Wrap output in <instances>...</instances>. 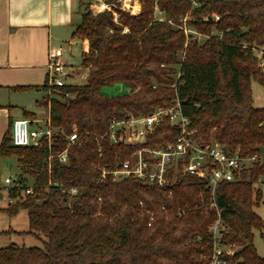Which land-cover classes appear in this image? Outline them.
Instances as JSON below:
<instances>
[{
    "label": "trees",
    "instance_id": "16d2710c",
    "mask_svg": "<svg viewBox=\"0 0 264 264\" xmlns=\"http://www.w3.org/2000/svg\"><path fill=\"white\" fill-rule=\"evenodd\" d=\"M140 2L139 13L122 8L119 0H104L106 6L81 2V21L72 36L88 40L82 53L87 81L43 86L52 94L44 105L54 143L13 145V121L5 133L0 179L2 159L14 156L19 182L37 188L29 195L14 193L16 201L2 210L10 215L27 210L24 233L43 245L0 247V264H208L214 249L209 227L219 211L223 243L240 249L226 256L228 264H264L253 242L254 230H264V215L258 212L264 199L259 150L264 147V107L255 106L252 96L253 81L264 87L255 53L264 47V0ZM117 82L130 91L103 92ZM175 99L197 139L215 140L231 154L238 150L241 156L258 157L238 180L218 185V208L210 207L209 182L196 176L182 175L168 188L133 177L102 178L103 166L116 170L135 147L110 141L111 120L147 115L172 106ZM34 116L25 112V118ZM75 128L80 138L68 147V161H49L50 152L67 147V135ZM178 134L165 118L146 145H166Z\"/></svg>",
    "mask_w": 264,
    "mask_h": 264
},
{
    "label": "built area",
    "instance_id": "2783aa9c",
    "mask_svg": "<svg viewBox=\"0 0 264 264\" xmlns=\"http://www.w3.org/2000/svg\"><path fill=\"white\" fill-rule=\"evenodd\" d=\"M102 5L106 6L105 3ZM214 18L219 20L220 16L215 14ZM185 21L186 18H183V22ZM184 29L186 32L190 31L186 26ZM124 31L128 29L125 28ZM255 50L259 52V63L264 70V47ZM61 51V48L49 50L47 84L50 86L59 87L67 84V67L61 58ZM165 118H169L171 124L179 130L176 139L157 147L146 145L148 137ZM50 122L48 119L46 125L33 127L28 118L13 120L12 144L15 146L40 145L41 141L46 139L51 145L54 143V130ZM189 126L190 120L183 114L179 99H175L172 106H159L147 115L112 119L108 129L110 141L113 144L123 142L135 147L130 157L123 160L116 170L111 171L103 166L102 178L108 174H112L116 180L133 177L145 185L168 188L176 184L182 175L196 176L209 182L212 195L210 207L218 208L214 196L218 185L224 181L238 180L242 170L258 161V157L256 155L241 156L238 150L231 154L225 146L215 140L204 142L197 139L196 130ZM79 138L80 134L75 128L67 135V147L60 153L50 152L48 160L58 157L60 161L67 162L68 147L76 143ZM36 188L37 186L32 184H21L18 176L14 178L5 176L0 179V192L3 196V191L7 192L9 203L16 201L14 193L29 195L33 194ZM71 192L76 193L77 189L73 188ZM162 210L166 211L165 207H162ZM224 230L219 211V217L209 227L214 249L208 264H228L226 256H233L237 252L236 244L223 243Z\"/></svg>",
    "mask_w": 264,
    "mask_h": 264
},
{
    "label": "crops",
    "instance_id": "0c3cea01",
    "mask_svg": "<svg viewBox=\"0 0 264 264\" xmlns=\"http://www.w3.org/2000/svg\"><path fill=\"white\" fill-rule=\"evenodd\" d=\"M83 1L0 0V143L11 122L25 118L26 111L35 114L28 118L33 127L44 126L50 119L44 103L52 94L43 87L47 83L49 50L61 48L63 62L64 53L68 49L72 52V43L66 38L71 35L80 39L72 34L81 21ZM138 5L136 13L141 9V3ZM80 40L83 51H87L88 40ZM81 66L88 77V68ZM66 67L68 79L71 75ZM127 88L126 93L130 91Z\"/></svg>",
    "mask_w": 264,
    "mask_h": 264
},
{
    "label": "rangeland",
    "instance_id": "374dc122",
    "mask_svg": "<svg viewBox=\"0 0 264 264\" xmlns=\"http://www.w3.org/2000/svg\"><path fill=\"white\" fill-rule=\"evenodd\" d=\"M98 4H103L104 0H92ZM121 2L122 8L134 12L133 8L125 6V0H119ZM140 0H132V3ZM103 6V5H102ZM130 8V9H129ZM159 17H162V13L157 12ZM118 15H116L117 17ZM204 37H200L201 42L204 41ZM67 42H71L73 49H70L64 53V62L68 65V71L71 76H68L67 83L72 85L84 84L87 80V71L81 66L82 63V52H83V42L80 39H72L71 35L66 38ZM67 42L64 44L65 46ZM257 56L259 52L255 50ZM260 62V60H259ZM264 71V70H263ZM50 86V85H49ZM127 86L124 83L117 82L111 86H105L103 88L104 92L107 94H122L126 93ZM51 93L50 91H48ZM252 96L254 105L257 107H264V87L257 81L252 83ZM20 173L16 157L3 158L1 162V176L17 177ZM3 198L0 199V231L12 230L11 233L0 234V247L8 246L12 243L18 244L20 246H42L43 242L40 238L33 234L24 233L29 230V219L27 210L21 209L16 215H10L8 212L2 210L9 204V199L7 192L3 191ZM258 212L264 215V199L263 203L258 208ZM253 242L256 247L257 253L264 257V230L260 231L258 229L254 230Z\"/></svg>",
    "mask_w": 264,
    "mask_h": 264
},
{
    "label": "bare ground",
    "instance_id": "6f19581e",
    "mask_svg": "<svg viewBox=\"0 0 264 264\" xmlns=\"http://www.w3.org/2000/svg\"><path fill=\"white\" fill-rule=\"evenodd\" d=\"M125 6H127V7H131V8H133L134 10L137 8L138 9V7H139V5H138V3L137 2H133L132 3V0H125ZM130 9V8H129Z\"/></svg>",
    "mask_w": 264,
    "mask_h": 264
},
{
    "label": "water",
    "instance_id": "95a60500",
    "mask_svg": "<svg viewBox=\"0 0 264 264\" xmlns=\"http://www.w3.org/2000/svg\"><path fill=\"white\" fill-rule=\"evenodd\" d=\"M226 150V148H224ZM260 153H261V158H262V162H264V147L260 146L259 147ZM240 249L237 250V252H239Z\"/></svg>",
    "mask_w": 264,
    "mask_h": 264
}]
</instances>
